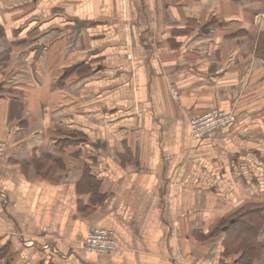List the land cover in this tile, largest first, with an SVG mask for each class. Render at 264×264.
Masks as SVG:
<instances>
[{
	"label": "crops",
	"instance_id": "0c3cea01",
	"mask_svg": "<svg viewBox=\"0 0 264 264\" xmlns=\"http://www.w3.org/2000/svg\"><path fill=\"white\" fill-rule=\"evenodd\" d=\"M211 109L235 121L193 140ZM0 141V264H241L229 226L264 206V0H0ZM92 227L121 250L84 251Z\"/></svg>",
	"mask_w": 264,
	"mask_h": 264
},
{
	"label": "built area",
	"instance_id": "2783aa9c",
	"mask_svg": "<svg viewBox=\"0 0 264 264\" xmlns=\"http://www.w3.org/2000/svg\"><path fill=\"white\" fill-rule=\"evenodd\" d=\"M235 121L231 112L211 109L203 114L192 116L188 120L189 133L193 140L214 139ZM7 153V144L0 141V157ZM84 251L95 255H110L121 249L113 239L112 232L100 227H92L79 241Z\"/></svg>",
	"mask_w": 264,
	"mask_h": 264
},
{
	"label": "trees",
	"instance_id": "16d2710c",
	"mask_svg": "<svg viewBox=\"0 0 264 264\" xmlns=\"http://www.w3.org/2000/svg\"><path fill=\"white\" fill-rule=\"evenodd\" d=\"M263 209L264 206L259 205L247 206L235 214L232 219L234 223L229 226L230 235L236 241L233 246L242 254L239 261L241 264H249L260 251L259 247L253 251V238L262 227Z\"/></svg>",
	"mask_w": 264,
	"mask_h": 264
}]
</instances>
